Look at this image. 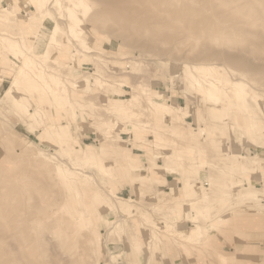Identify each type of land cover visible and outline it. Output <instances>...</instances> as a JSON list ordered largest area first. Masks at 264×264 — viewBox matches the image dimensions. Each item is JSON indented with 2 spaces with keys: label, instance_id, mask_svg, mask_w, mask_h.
<instances>
[{
  "label": "rangeland",
  "instance_id": "rangeland-1",
  "mask_svg": "<svg viewBox=\"0 0 264 264\" xmlns=\"http://www.w3.org/2000/svg\"><path fill=\"white\" fill-rule=\"evenodd\" d=\"M84 1L0 0V264H264V0Z\"/></svg>",
  "mask_w": 264,
  "mask_h": 264
},
{
  "label": "bare ground",
  "instance_id": "bare-ground-1",
  "mask_svg": "<svg viewBox=\"0 0 264 264\" xmlns=\"http://www.w3.org/2000/svg\"><path fill=\"white\" fill-rule=\"evenodd\" d=\"M57 1V0H56ZM68 2H70V3H72L73 4V6H74V8H67V16H68V18H69V21L71 22L70 23V25H69V27H68V29H67V32H65V31H63L59 26H56V25H54L55 27L53 28V30H52V41H55V43H57V42H61V43H64L65 45H67L68 46V44L70 43V40H69V38L71 37V38H73L74 40H83V41H85V40H88V38L89 37H91L90 36V30H89V28H87L86 26H85V24L83 23V20L81 19V18H79L78 17V14H77V9L79 8H81V10H83L84 11V13L86 14V9H87V7L85 6V1L84 0H67ZM57 3V2H56ZM61 2H59V4H60ZM40 4V3H39ZM47 16H48V14L47 15H45V17L47 18ZM44 17V18H45ZM45 18V19H46ZM45 19H42V21L43 20H45ZM39 21V20H38ZM4 31V30H3ZM9 32V31H8ZM8 32H5V33H8ZM48 41V40H47ZM18 43V42H17ZM16 44V43H15ZM84 44V43H83ZM88 44V43H87ZM63 45V44H62ZM12 46V45H11ZM32 48V47H31ZM10 49V48H9ZM46 52V51H45ZM3 55V54H2ZM80 55V54H79ZM26 58V57H25ZM26 60H28V59H26ZM26 63V62H25ZM24 63V64H25ZM210 65V64H209ZM212 65V64H211ZM19 66V65H18ZM25 66V65H24ZM215 66V65H214ZM24 69V68H23ZM193 70V69H192ZM186 72H187V70H185ZM184 71V72H185ZM20 72H23V71H21L20 70ZM29 72V71H28ZM31 72V71H30ZM201 72L204 74L205 72H206V70L205 69H202L201 70ZM20 74H22V73H20ZM188 74V73H187ZM186 74V75H187ZM43 76V75H42ZM28 77V76H27ZM189 77V76H188ZM192 77V76H191ZM190 77V78H191ZM192 79V78H191ZM191 79H189V81H190V83H191V87H193V88H195V89H198L200 92H202V94L203 95H206L207 93H209V92H211L212 91V88H214V89H216L218 86H216V84H214V83H211V85H210V87L209 88H205L202 84H201V82H199L198 80H191ZM211 79V78H210ZM39 80H41V79H39ZM89 82H90V80H89ZM204 82H206V81H204ZM211 82V81H210ZM217 82V81H216ZM233 84V83H232ZM46 87V86H45ZM190 87V88H191ZM232 88L234 89V98L237 100V101H239V102H243L244 101V96H245V93H244V90L242 89V88H240V87H238L237 85H233L232 86ZM229 89V88H228ZM47 90H50V89H47ZM51 91V90H50ZM228 91V90H227ZM197 92V91H196ZM226 92V91H225ZM66 93L67 92H65V90H64V94L63 95H57V93L56 92H54V90L52 91V95H53V97H55L56 98V100L57 101H60V100H64V98H65V96H66ZM165 94V93H164ZM163 94V95H164ZM228 94V93H227ZM155 98V97H154ZM234 99V100H235ZM174 101V100H173ZM161 103V102H160ZM157 104V103H156ZM162 104V103H161ZM19 105L23 108V109H26L27 110V108H28V106L24 103V101L22 102V101H19ZM180 106V105H179ZM167 107V106H166ZM164 109V108H163ZM182 109V108H181ZM158 110H156V112H157ZM162 111V110H161ZM24 112H25V110H24ZM155 112V111H154ZM45 113V112H44ZM234 113V112H233ZM158 114H161L160 112L158 113ZM163 114V113H162ZM227 114V113H226ZM29 115H31V114H29ZM40 119H41V117H40ZM48 120V119H47ZM248 121H250V122H248L247 124H248V129H250L249 131H251L252 130V126H251V121H253L252 120V118H249L248 119ZM40 121H38V123H39ZM35 124V123H34ZM38 127V126H37ZM173 127V126H172ZM34 128V127H33ZM52 129V128H51ZM263 129V127H260V131ZM180 130V129H179ZM49 131V130H48ZM264 131V130H263ZM250 133V132H249ZM41 135V134H40ZM50 135H52V133H50ZM156 135V134H155ZM176 135H178L177 133H176ZM175 135V136H176ZM187 135V134H186ZM52 137V136H51ZM179 138V137H178ZM47 139V138H46ZM53 139V138H52ZM176 139V138H175ZM55 141V140H54ZM63 144H65V145H67L68 144V142L67 141H65V140H63V139H61L60 140ZM81 145V144H80ZM82 146V145H81ZM69 147H71L70 145H69ZM189 147V146H188ZM215 148H217V147H215ZM80 153H81V156H82V160L83 161H92V162H94L95 161V159L93 158V156H94V154L92 153V149H83V148H76ZM189 149H190V147H189ZM188 149V150H189ZM216 150V149H215ZM217 150H219L218 148H217ZM64 151H66V150H64ZM264 155V154H263ZM262 155V156H263ZM257 156V155H256ZM252 158V157H251ZM253 158H255L254 156H253ZM247 170V169H246ZM260 173V172H259ZM69 174V173H68ZM66 176V175H65ZM69 176H71V174L69 175ZM72 177V176H71ZM76 177V176H75ZM72 179H77V178H72ZM239 187H242V185L240 184V183H238L237 184ZM77 186V185H76ZM111 190V189H110ZM246 190V189H245ZM72 193V192H71ZM89 196V195H88ZM78 199V198H77ZM106 205H107V203H106ZM111 206V205H110ZM107 210V209H106ZM190 233V232H189ZM185 235V234H184ZM183 237V236H182Z\"/></svg>",
  "mask_w": 264,
  "mask_h": 264
},
{
  "label": "crops",
  "instance_id": "crops-1",
  "mask_svg": "<svg viewBox=\"0 0 264 264\" xmlns=\"http://www.w3.org/2000/svg\"><path fill=\"white\" fill-rule=\"evenodd\" d=\"M169 186H170V189H171L170 194H172V192L174 191V186H173V184H170V183H169Z\"/></svg>",
  "mask_w": 264,
  "mask_h": 264
}]
</instances>
